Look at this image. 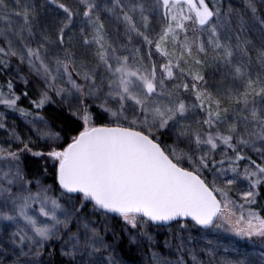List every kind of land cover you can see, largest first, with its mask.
<instances>
[{"label":"snow or ice","instance_id":"snow-or-ice-1","mask_svg":"<svg viewBox=\"0 0 264 264\" xmlns=\"http://www.w3.org/2000/svg\"><path fill=\"white\" fill-rule=\"evenodd\" d=\"M262 201L264 0H0V264H264Z\"/></svg>","mask_w":264,"mask_h":264},{"label":"trees","instance_id":"trees-1","mask_svg":"<svg viewBox=\"0 0 264 264\" xmlns=\"http://www.w3.org/2000/svg\"><path fill=\"white\" fill-rule=\"evenodd\" d=\"M27 103L28 102L26 100L23 101V105L22 106H27ZM45 114L48 115L49 117L59 115L60 119L64 121V125H68V126H72L73 125L74 118L70 117V115L67 112V110L61 109L56 104L48 106ZM57 124H58V126H64V125H60V120H57ZM48 182H51V181L49 180ZM262 203H264V201H262Z\"/></svg>","mask_w":264,"mask_h":264},{"label":"rangeland","instance_id":"rangeland-1","mask_svg":"<svg viewBox=\"0 0 264 264\" xmlns=\"http://www.w3.org/2000/svg\"><path fill=\"white\" fill-rule=\"evenodd\" d=\"M17 123L20 125V129H21V131H24L23 122L20 121V120H17ZM256 244L259 245V241H256Z\"/></svg>","mask_w":264,"mask_h":264}]
</instances>
